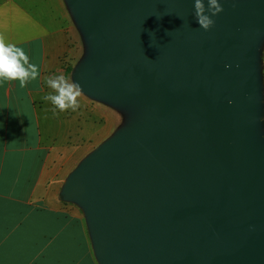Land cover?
Wrapping results in <instances>:
<instances>
[{"label":"water","instance_id":"obj_1","mask_svg":"<svg viewBox=\"0 0 264 264\" xmlns=\"http://www.w3.org/2000/svg\"><path fill=\"white\" fill-rule=\"evenodd\" d=\"M69 2L92 51L80 90L138 110L63 190L99 263L264 264V0H219L207 31L194 0Z\"/></svg>","mask_w":264,"mask_h":264},{"label":"crops","instance_id":"obj_2","mask_svg":"<svg viewBox=\"0 0 264 264\" xmlns=\"http://www.w3.org/2000/svg\"><path fill=\"white\" fill-rule=\"evenodd\" d=\"M0 40L22 48L39 69L24 87L0 81V264H100L85 213L63 190L76 169L132 121L124 106L81 90L75 111L53 114L42 99L55 94L46 79L63 75L76 83L92 54L69 0H0Z\"/></svg>","mask_w":264,"mask_h":264},{"label":"clouds","instance_id":"obj_3","mask_svg":"<svg viewBox=\"0 0 264 264\" xmlns=\"http://www.w3.org/2000/svg\"><path fill=\"white\" fill-rule=\"evenodd\" d=\"M222 10L219 0H208V12L211 15L205 14L202 0H194L196 22L205 31L213 25L211 16L217 15ZM225 67L227 68L228 65ZM38 76V66L29 61L22 48L0 40V81L17 80L19 86L24 87L29 81L37 79ZM45 84L55 90V94H47L42 97L44 101L51 102L53 114L57 109L75 111L79 107L77 100L80 96L79 84L70 82L63 75L56 76L54 79H46Z\"/></svg>","mask_w":264,"mask_h":264},{"label":"rangeland","instance_id":"obj_4","mask_svg":"<svg viewBox=\"0 0 264 264\" xmlns=\"http://www.w3.org/2000/svg\"><path fill=\"white\" fill-rule=\"evenodd\" d=\"M257 76H258V87H259V92H258V98H259V106H258V119L256 123V141L257 143L264 148V59L260 56L258 59V71H257ZM124 109L127 114L128 121L130 120L133 121L135 120V114H137L138 110L135 107H130V106H124ZM137 120V119H136ZM86 227L87 230L89 231V226H88V221L86 218ZM83 243L80 235H78V244ZM84 244H81L83 246ZM93 252L94 256L97 258L95 249L93 246ZM78 257L84 255L83 249H78ZM78 264H81V261L78 260Z\"/></svg>","mask_w":264,"mask_h":264}]
</instances>
